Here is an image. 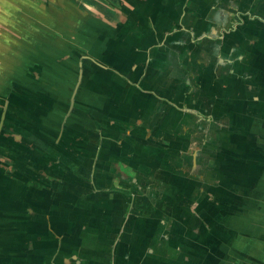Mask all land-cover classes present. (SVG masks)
<instances>
[{"label":"crops","instance_id":"1","mask_svg":"<svg viewBox=\"0 0 264 264\" xmlns=\"http://www.w3.org/2000/svg\"><path fill=\"white\" fill-rule=\"evenodd\" d=\"M263 263L264 0H0V264Z\"/></svg>","mask_w":264,"mask_h":264},{"label":"water","instance_id":"2","mask_svg":"<svg viewBox=\"0 0 264 264\" xmlns=\"http://www.w3.org/2000/svg\"><path fill=\"white\" fill-rule=\"evenodd\" d=\"M78 82V81H77ZM264 264V263H263Z\"/></svg>","mask_w":264,"mask_h":264}]
</instances>
